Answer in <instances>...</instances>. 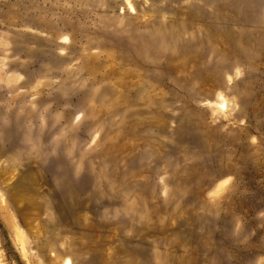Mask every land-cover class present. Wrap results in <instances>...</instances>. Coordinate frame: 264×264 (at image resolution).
Listing matches in <instances>:
<instances>
[{"label":"rangeland","instance_id":"1","mask_svg":"<svg viewBox=\"0 0 264 264\" xmlns=\"http://www.w3.org/2000/svg\"><path fill=\"white\" fill-rule=\"evenodd\" d=\"M0 0V264H264V0Z\"/></svg>","mask_w":264,"mask_h":264},{"label":"bare ground","instance_id":"2","mask_svg":"<svg viewBox=\"0 0 264 264\" xmlns=\"http://www.w3.org/2000/svg\"><path fill=\"white\" fill-rule=\"evenodd\" d=\"M126 3L128 4V6H129L132 10H134V7H133V5L131 4L130 0H126ZM65 264H70V263H69V260H67V261L65 262Z\"/></svg>","mask_w":264,"mask_h":264}]
</instances>
